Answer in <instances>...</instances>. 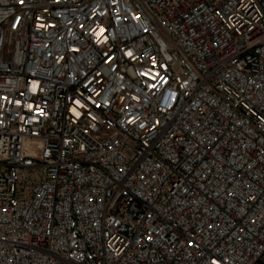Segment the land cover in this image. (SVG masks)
<instances>
[{
	"label": "built area",
	"instance_id": "1",
	"mask_svg": "<svg viewBox=\"0 0 264 264\" xmlns=\"http://www.w3.org/2000/svg\"><path fill=\"white\" fill-rule=\"evenodd\" d=\"M0 264H264V0H0Z\"/></svg>",
	"mask_w": 264,
	"mask_h": 264
}]
</instances>
